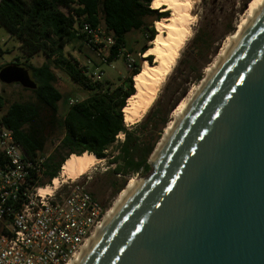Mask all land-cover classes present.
Returning <instances> with one entry per match:
<instances>
[{
  "label": "water",
  "instance_id": "95a60500",
  "mask_svg": "<svg viewBox=\"0 0 264 264\" xmlns=\"http://www.w3.org/2000/svg\"><path fill=\"white\" fill-rule=\"evenodd\" d=\"M151 166L81 264H264V5Z\"/></svg>",
  "mask_w": 264,
  "mask_h": 264
},
{
  "label": "trees",
  "instance_id": "16d2710c",
  "mask_svg": "<svg viewBox=\"0 0 264 264\" xmlns=\"http://www.w3.org/2000/svg\"><path fill=\"white\" fill-rule=\"evenodd\" d=\"M155 0H1L0 26L19 42L22 55L8 65L25 68L37 89L31 91L33 99L8 104L3 123L15 132V138L27 157L37 161L47 157L44 163L46 183L59 177L65 162L72 155L89 153L98 159L107 157V150L122 134L125 137L120 153L111 160L115 175L148 173L152 166L149 158L155 151L168 117L178 107L173 105L164 115L150 112L136 126L138 135L126 125L124 109L128 100L137 94L134 79L141 74L142 60L135 62L120 85L92 81L83 73L82 64L66 53V48L77 40L76 20L93 26L103 25L115 38L109 61L119 58L127 49V36L136 32L144 36L146 45L139 54L145 55L149 43L157 36L155 23L170 16V12L152 9ZM67 10V13L64 11ZM199 37V52L209 48L208 37ZM137 43V40H135ZM6 52L0 46V57ZM130 53V54H131ZM43 54L50 62L41 66L32 63V58ZM153 56L147 61L152 63ZM125 60V57H124ZM53 65L67 73L71 80L81 85L89 96L70 105L65 115L60 114L59 104L63 93L58 88L59 77ZM202 79V75L197 77ZM23 88V87H22ZM7 105L0 92V109ZM52 148L53 152H47ZM115 193L124 190L126 181L112 183Z\"/></svg>",
  "mask_w": 264,
  "mask_h": 264
},
{
  "label": "built area",
  "instance_id": "2783aa9c",
  "mask_svg": "<svg viewBox=\"0 0 264 264\" xmlns=\"http://www.w3.org/2000/svg\"><path fill=\"white\" fill-rule=\"evenodd\" d=\"M67 13V10H64ZM76 20L75 33L91 48L103 64L113 67L123 55L131 71L135 59L123 50L118 59L109 61L115 38L103 26ZM100 82L103 72L92 74ZM78 100L71 99L70 105ZM47 157L33 161L15 138V132L0 120V264H68L79 255L108 214L84 186L47 184Z\"/></svg>",
  "mask_w": 264,
  "mask_h": 264
},
{
  "label": "rangeland",
  "instance_id": "374dc122",
  "mask_svg": "<svg viewBox=\"0 0 264 264\" xmlns=\"http://www.w3.org/2000/svg\"><path fill=\"white\" fill-rule=\"evenodd\" d=\"M252 2L253 0H196L193 12L195 21L192 26L191 37L182 47L179 58L174 63L172 71L159 87L156 99L151 108L144 113L143 109L145 103L143 102H146V99L141 98L137 103V114L143 115V119L150 112L164 115L173 105L178 104L177 106H179L190 95L197 93V90L206 78L207 70L218 62L222 51L229 46V40L234 37L239 29V25L247 17ZM11 37V34L0 26V42L2 48H8V52L0 57V66L11 64L17 57L22 55L18 48V40L15 37ZM199 37H202L201 39H203V37H208L206 41L210 43L209 48L202 52L198 50V46L201 44ZM135 40H137V43ZM126 44L127 49H135V52L132 53L127 50L128 53H131L135 61H138V59H147L144 58V55L138 53L146 45V40L143 35L136 32L130 33L127 36ZM148 46L151 47V43H149ZM66 53L76 58L82 66L89 67L92 74L102 71L103 78L100 82H110L113 87L120 85L122 81L128 77L130 72L126 67L123 55L115 63L114 69L103 64L96 53L89 48L83 40H77L71 43L66 48ZM46 61L48 62V59L43 54H38L32 60L36 66H41ZM153 61L154 59L152 63ZM49 62L53 64L51 61ZM53 68L59 77L57 86L63 93V99L59 104V112L61 115H65L70 108L69 102L71 99L82 101L89 96V93L81 85L71 80L65 71L54 65ZM199 75H202L201 80L197 79ZM0 92L7 100V105L0 109V120L6 114L8 104L16 101L24 102L33 99L32 92L24 90V88L18 84L7 85L0 82ZM173 113L174 111L170 113L168 117L169 123L164 129L155 151L149 158L150 165L151 159L159 147L167 127L174 119ZM139 122L126 125L133 133L138 135V133L141 132L136 126ZM122 135L119 136L117 142L107 150V157L105 159H99L101 162L93 167L86 175L75 181L67 180L66 183L62 184L65 185V191L74 183H79L110 211L115 206L121 193L127 188L132 178L135 177L141 180L149 176L153 171L152 168L148 173H131L126 176L111 175V172L116 168V165L112 164L111 160L119 155L120 146L125 140L124 135ZM52 150V148H49L47 151L49 153L46 154L52 153ZM61 181H63V179H61ZM115 181H126L124 190L118 194L115 193L112 186V183Z\"/></svg>",
  "mask_w": 264,
  "mask_h": 264
},
{
  "label": "bare ground",
  "instance_id": "6f19581e",
  "mask_svg": "<svg viewBox=\"0 0 264 264\" xmlns=\"http://www.w3.org/2000/svg\"><path fill=\"white\" fill-rule=\"evenodd\" d=\"M196 0H155L152 3V9L159 11H169L171 14L167 18H163L155 23L157 36L151 42L150 49L144 55V58L149 56L154 57L153 63L144 62L141 74L134 79L137 94L128 100V105L124 109L125 123L135 124L143 119V115L137 114V103L139 99L144 98L143 112L146 113L153 105L159 87L163 84L165 78L172 71L173 65L178 60L180 51L185 43L189 40L192 34V26L195 21L194 6ZM264 5V0H253L249 8V12L245 20L239 25L238 31L234 37L229 40V46L225 48L218 62L207 70L206 78L203 80L197 93L190 95L183 101L173 113V121L166 129L165 135L155 152V157L184 118L194 101L197 99L207 82L210 80L214 72L232 49L234 44L240 38L242 33L251 23L253 18ZM123 136V135H122ZM101 162L95 155L84 153L82 155H72L63 165L60 177L55 179L54 185L57 187L66 183L67 180L75 181L86 175L93 167ZM63 179V181H61ZM141 182L137 178H132L127 188L121 193L115 206L108 212L103 225L97 230L95 235L89 240L87 245L83 248L82 252L77 255L68 264H81L87 253L95 241L99 238L102 231L108 226L110 221L115 217L119 209L127 200L132 191Z\"/></svg>",
  "mask_w": 264,
  "mask_h": 264
},
{
  "label": "crops",
  "instance_id": "0c3cea01",
  "mask_svg": "<svg viewBox=\"0 0 264 264\" xmlns=\"http://www.w3.org/2000/svg\"><path fill=\"white\" fill-rule=\"evenodd\" d=\"M0 2H1V0H0ZM12 38V37H11ZM0 46H1V48H2V45H1V42H0ZM18 48H19V45H18ZM3 49V48H2ZM8 49V48H7ZM7 49H3L4 51H7ZM37 56V55H36ZM34 58H32V60H33ZM47 62V61H46ZM48 62H49V60H48ZM33 63V62H32ZM45 63V62H44ZM34 64V63H33ZM113 68V67H112ZM114 69H115V63H114Z\"/></svg>",
  "mask_w": 264,
  "mask_h": 264
}]
</instances>
